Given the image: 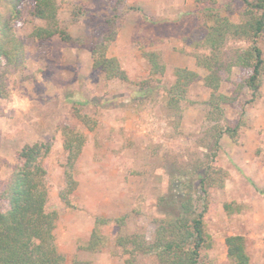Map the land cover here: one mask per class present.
I'll list each match as a JSON object with an SVG mask.
<instances>
[{"label": "rangeland", "instance_id": "rangeland-1", "mask_svg": "<svg viewBox=\"0 0 264 264\" xmlns=\"http://www.w3.org/2000/svg\"><path fill=\"white\" fill-rule=\"evenodd\" d=\"M56 1L58 28L72 41L33 37L34 28L46 24L32 15V0H26L14 22L23 62L0 65V209L8 208L2 195L21 148L48 143L47 211L57 215L55 244L64 264H123L117 235L138 233L153 242L159 221L175 217L188 193L202 212L209 245L200 251L201 264H230L224 240L231 235L243 237L250 264H264V72L253 94L245 85L251 68L235 62L252 46L264 59V32L255 40L226 34L212 50L205 38L214 19L198 13L203 6L194 0ZM216 3L221 17L243 22L242 0ZM107 35L114 39L106 57L118 60L126 80H107L92 66L91 47ZM149 52L160 57L163 75L150 74ZM198 55L211 58L220 78L218 93L231 99L222 104L223 118L213 119L220 127L237 128V136L234 141L222 135L218 149L215 122L207 118L208 71L196 65ZM176 68L198 78L184 100L169 106ZM67 131L84 139L71 168ZM205 166L212 167L206 195L199 183ZM65 172L76 182L69 205L60 198L67 189ZM97 219L104 223L95 225ZM94 227L102 244L89 252L85 246ZM133 264L157 260L154 254L138 255Z\"/></svg>", "mask_w": 264, "mask_h": 264}, {"label": "trees", "instance_id": "trees-1", "mask_svg": "<svg viewBox=\"0 0 264 264\" xmlns=\"http://www.w3.org/2000/svg\"><path fill=\"white\" fill-rule=\"evenodd\" d=\"M26 0H0V65L2 61L6 66L18 67L23 62L24 49L22 42L14 32V22L20 17L19 6ZM196 6H203L198 13H207L214 19L215 25L209 29L205 38L206 44L216 50L218 44L224 39V35L244 37L255 40L264 32V0H242L245 5L243 22L232 24L227 17L218 14L216 0H194ZM32 15L45 22V27H36L32 36L44 40L54 35L64 42H71L72 38L64 29L58 28L56 0H32ZM114 35H107L102 39H96L92 51V66L99 68L107 80H126V74L118 60L106 57L109 44ZM150 65V74L161 76L164 74V65L155 52L146 54ZM237 65L250 67L251 74L245 81V85L252 93H256L261 85V76L264 72V59L261 50L252 46L239 55L235 61ZM196 65L208 71L205 79L206 85L211 88L212 95L207 105L210 112L208 120H214L213 130L216 135V148H219L218 139L222 135L235 141L237 128L228 126L220 127L218 120L223 118L222 104L230 103L231 99L219 94L220 78L218 70L213 67L211 58L197 56ZM175 82L167 90L168 105H177L185 99L187 88L198 76L195 72L186 68L174 70ZM0 85V95L2 93ZM75 116L88 125L90 119L79 112ZM64 147L68 152L67 165L73 166V162L80 153L83 145V137L70 131ZM50 151L48 143L35 142L25 145L18 154V162L14 165L10 178L3 191V198L8 203L6 210L0 209V264H64V256L58 252L55 244V212L47 211V185L46 171L43 161ZM215 152L213 157L215 158ZM203 168V167H202ZM212 167L205 166L204 176L199 180L204 195L207 193V180L211 175L207 171ZM220 171V170H219ZM214 173V172H213ZM67 189L60 192V198L69 205L68 197L74 190L76 182L71 173L65 172ZM179 213L172 219H163L157 224L153 242L138 233L118 234L115 245L122 250L123 264H133L138 255L154 254L157 264H201L200 251L208 247V242L202 230V212H198L192 205L190 194L183 195L180 200ZM227 208V206H226ZM124 218L117 219L118 224ZM104 223L97 219L96 224ZM102 244L101 237L96 227L92 230L91 237L85 250L97 251ZM226 256L230 264H250L245 251L244 239L239 235L227 236L224 240ZM71 264H91L88 261L73 260Z\"/></svg>", "mask_w": 264, "mask_h": 264}]
</instances>
